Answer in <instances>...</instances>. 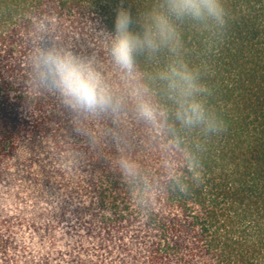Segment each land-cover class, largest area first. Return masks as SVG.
<instances>
[{
	"label": "trees",
	"instance_id": "16d2710c",
	"mask_svg": "<svg viewBox=\"0 0 264 264\" xmlns=\"http://www.w3.org/2000/svg\"><path fill=\"white\" fill-rule=\"evenodd\" d=\"M121 3L142 34L162 0H0V264H264V0H222V26L174 20V49L138 53L132 75L110 56ZM49 48L94 58L120 110L42 86ZM175 61L215 130L175 120L157 79ZM145 93L166 121L137 116Z\"/></svg>",
	"mask_w": 264,
	"mask_h": 264
},
{
	"label": "clouds",
	"instance_id": "9594fccd",
	"mask_svg": "<svg viewBox=\"0 0 264 264\" xmlns=\"http://www.w3.org/2000/svg\"><path fill=\"white\" fill-rule=\"evenodd\" d=\"M192 19L225 23L222 0H162L146 16L143 33L131 30V12L121 3L116 9L114 35L110 56L114 64L126 75L136 70V55L147 50L158 52L164 47L174 49L178 34L174 20ZM34 72L40 84L58 92L64 103L87 113L117 112L123 101L116 97L100 71L94 58H83L71 51L49 48L41 50L34 63ZM157 79L165 82L170 98L175 104V120L183 127L204 125L216 129L215 118L197 98L201 90L193 72L182 62L175 61L162 69ZM168 109L158 106L145 95L136 100L137 116L147 124L158 125L166 121ZM120 168L126 176L138 169L135 161L122 157ZM186 192L185 188L181 189Z\"/></svg>",
	"mask_w": 264,
	"mask_h": 264
}]
</instances>
